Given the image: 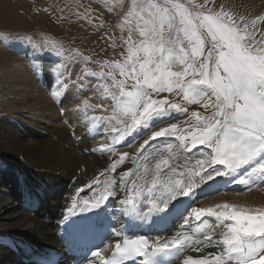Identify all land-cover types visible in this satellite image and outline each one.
I'll return each instance as SVG.
<instances>
[{"label": "snow or ice", "instance_id": "obj_1", "mask_svg": "<svg viewBox=\"0 0 264 264\" xmlns=\"http://www.w3.org/2000/svg\"><path fill=\"white\" fill-rule=\"evenodd\" d=\"M211 2L130 0L119 21L121 44L114 34L107 36L110 46L124 51L100 62L98 73L82 69L111 100L95 106L82 101L106 113L91 117L98 124L93 138L103 131L111 140L89 151L115 154L116 145L130 146L150 132L135 154L121 153L100 174L110 176L102 188L99 178L93 182L92 199L78 200L83 189L77 188L62 217L69 248L83 243L99 264H264V207L198 203L221 192L264 187V14L237 19L236 12L215 10ZM91 3L111 14L123 0H90L77 7V18L99 30L102 17ZM28 43L36 71L54 76L48 88L62 87L65 97L87 91L84 76L73 79L74 61L65 59L62 45L33 44L30 38ZM48 57L56 59L49 63ZM191 104L203 112H190ZM177 116L186 119L151 131ZM127 159L134 167L118 180L111 176ZM234 184L243 187L233 189ZM39 195L30 191L29 200ZM110 237L121 239L105 247ZM212 248L218 251H208Z\"/></svg>", "mask_w": 264, "mask_h": 264}, {"label": "bare ground", "instance_id": "obj_2", "mask_svg": "<svg viewBox=\"0 0 264 264\" xmlns=\"http://www.w3.org/2000/svg\"><path fill=\"white\" fill-rule=\"evenodd\" d=\"M229 1L232 9L238 13L254 17L264 14V0ZM5 7L7 13H4V17L12 13L13 9L8 3ZM12 19L14 22L20 20L15 17ZM31 70L30 64L21 60L15 52L0 50V239L9 240L19 248L17 254L9 247L0 245V264H24L22 257L29 258L30 251L39 254L68 249L62 217L70 207L71 196L76 194V189H83L77 195L78 200L92 199L97 187L93 182L99 178V186L103 187V182L110 176L100 174L109 168L116 156L125 152L135 154V149H138L136 144L150 135L148 132L149 134L140 136L130 146L121 143L120 147L118 144L119 149L115 154L89 151L109 144L105 134L99 133L97 138H93L97 135L98 126L92 124L90 116L93 114L90 115L89 110L84 112L82 106L77 118H71L75 124L66 125L63 121H69L67 113L62 116L60 110L61 102L66 99L55 98L52 103L43 91L48 88L45 83H51L50 80L41 76L44 82L41 79V85L38 84ZM55 88L59 87L56 85ZM107 100L110 101V98ZM65 102L77 106L81 105L82 100L80 96L72 95ZM63 109L66 108L63 106ZM11 113L14 115L10 117ZM86 115L88 119H85ZM184 117L177 116L169 122L182 120ZM129 139L128 142L132 137ZM127 160L133 168V161ZM127 160L118 167V171ZM130 167L124 168L127 170ZM110 175L118 180V174ZM240 186L234 184L231 188ZM30 191L39 192V198L30 201ZM228 192L218 195V200L213 197V200L202 201L201 206H212L225 201L238 205ZM237 197L244 200L239 205L246 204V200H250L253 205L255 198H258L261 199L259 203L264 206V187L247 195L237 194ZM111 203L113 209L119 207L115 201ZM74 219L78 220L77 217ZM115 219L117 218L114 217ZM145 229H140V232ZM170 234L172 233L164 235ZM116 239L121 237H111L106 247L114 246ZM110 254L111 250L105 252L106 256ZM85 264H99V261L94 257ZM175 264L180 262L176 261Z\"/></svg>", "mask_w": 264, "mask_h": 264}, {"label": "rangeland", "instance_id": "obj_3", "mask_svg": "<svg viewBox=\"0 0 264 264\" xmlns=\"http://www.w3.org/2000/svg\"><path fill=\"white\" fill-rule=\"evenodd\" d=\"M129 2L130 0H123L120 10L116 13L111 14L104 12L102 8L99 7L98 3H91V8L96 9L102 17L100 23L103 24V27L97 30V28L93 24L87 23L83 19H78L74 14L78 6L89 5L90 0H0V34H2L0 35V50L15 52L16 54H18L21 60L29 63L32 68V75L35 77L37 83L41 85V76L46 77V79L50 80L51 83H53L52 79L54 80V76L44 71L43 68L38 73L33 67V61L32 59H30L32 48L28 43L29 38L31 39V42L33 44H38L46 40L49 42L54 41L57 44L62 45L66 50L65 59L74 61L69 65V70L72 73L73 79H75L77 74H79L80 76H84L87 82V91L83 92L80 95L81 100L83 101L87 99L89 101V104L93 106L105 104V99L107 98L101 96L103 88L101 87L99 90H97V79L94 77L86 76L82 69L90 70L92 73H98L101 71L100 62H103L109 57H115L118 59L120 52L124 51L123 47L114 48L110 46L111 41L107 39V36L114 34L115 43L117 45L121 44V41L119 39V37L121 36V26L119 24V21L121 19V15L127 9ZM159 2L162 3L163 0H159ZM181 2L187 4V0H181ZM202 2L203 0H195V3ZM7 3L8 6H12L10 8L13 9L12 13L7 14L8 16L4 17V13L6 12L5 5ZM188 6L191 7L192 5ZM209 7H212L215 10H219L221 9V7H223L225 11L236 12L237 19H239L240 15L245 16L246 20L249 21L254 18V16H249L244 13H238L237 11L233 10L229 0H212V2L209 4ZM14 17L20 20L14 22V19H12ZM257 38H260L259 35ZM77 53H79V55H77ZM81 57H89L90 59L87 62H84ZM55 59V57H48L46 62L50 63ZM58 68L59 71H64L63 64H59ZM58 74L59 73H57L56 75L58 76ZM42 82H44L43 79ZM55 86L56 85L54 84L51 89L46 88L43 90L49 100H51V102L53 100V102H55V98L62 97L63 100L66 99L65 101H67L68 96L71 97L72 95H74V97H76L75 94H69L67 97L63 96L64 89L62 87L56 89ZM51 91H57L58 95L56 97H53L50 94ZM162 95H167V93ZM65 101L61 102L60 110L62 116H65L67 113L69 121H63L66 125H68L69 123H74L72 119L77 118L82 106L84 112L90 111V115L91 113L95 116H103L106 114L105 112L96 108H86V106L82 102L81 105L75 106L72 104H67ZM107 102L108 104H110L111 100H107ZM63 106L66 109H63ZM105 106L107 107V105ZM195 110L203 112V109H201L199 105H189L190 112ZM108 111L110 112L111 109L108 108ZM12 115L14 114L11 113L9 116L11 117ZM184 119H186V116L182 120L173 122L168 121L167 123H177L179 121H183ZM21 123L25 125V122L23 120H21ZM167 123L163 125L158 124L156 127L152 128L151 131L158 130V127L167 126ZM27 126L28 125H26V127ZM100 133L105 134L103 131H101ZM100 137L103 138V136ZM129 138L130 137L127 138V141L130 140ZM106 140H108L109 143L111 142L110 137H108ZM143 141L137 143L136 147L139 148ZM121 145L122 144H119L120 147ZM118 149L119 147L116 145V150ZM131 151L134 152L133 150ZM135 151L137 150L135 149ZM120 154L121 153L116 156L115 160L119 158ZM126 166L127 168H129L130 166V169L132 168V164H130L127 160V163L120 169L121 172L118 171L117 168L114 173L120 175L126 170V168H124ZM237 194L238 196H241L247 195L248 193L242 194L241 191H233V193H231V199L236 200L239 205V203H241L240 201L243 202L244 200H239ZM220 195L221 193L219 194V196ZM215 196H213L214 200H218V195ZM213 197L203 199L200 201V203H198L201 205L202 201H209ZM259 200L261 199L255 198L253 205L251 204L250 200H246V204L244 205L248 207H264L259 203Z\"/></svg>", "mask_w": 264, "mask_h": 264}, {"label": "water", "instance_id": "obj_4", "mask_svg": "<svg viewBox=\"0 0 264 264\" xmlns=\"http://www.w3.org/2000/svg\"><path fill=\"white\" fill-rule=\"evenodd\" d=\"M111 57H109L108 59H110Z\"/></svg>", "mask_w": 264, "mask_h": 264}]
</instances>
